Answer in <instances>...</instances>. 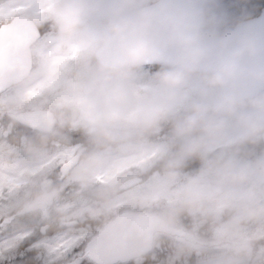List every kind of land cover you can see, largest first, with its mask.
Returning <instances> with one entry per match:
<instances>
[{"label": "clouds", "instance_id": "obj_1", "mask_svg": "<svg viewBox=\"0 0 264 264\" xmlns=\"http://www.w3.org/2000/svg\"><path fill=\"white\" fill-rule=\"evenodd\" d=\"M25 18L33 28L51 29L32 51L67 55L79 47L72 62L77 83L67 94L88 98L85 111L101 137L131 147L171 121L180 151L165 159L166 176L174 180L189 158L202 167L168 220L183 211L216 220L223 209L234 210L221 226L229 246L219 264H244L258 235L234 237L242 225L264 220V154L252 158L251 151L264 144V32L245 22L251 17L233 22L225 13L222 22L202 0H31ZM150 60L161 68L140 92ZM119 128L127 134L118 135ZM100 163L86 157L81 174Z\"/></svg>", "mask_w": 264, "mask_h": 264}, {"label": "rangeland", "instance_id": "obj_2", "mask_svg": "<svg viewBox=\"0 0 264 264\" xmlns=\"http://www.w3.org/2000/svg\"><path fill=\"white\" fill-rule=\"evenodd\" d=\"M30 5L31 0H4L2 7L4 13L7 14L9 11L15 13L24 9L27 10ZM47 39L48 36L45 37L43 41ZM36 53L39 58V67L37 71L34 73L30 81L13 91L11 95L9 94V98L12 96L17 98H27L28 96L43 95V92H49L48 94L52 95L56 99L57 103L67 102L78 107L79 114L75 119V123L85 121L96 126L95 121L90 120L85 111V105L88 102V98L83 94L72 96L67 94V90L77 83L75 77L67 78V75L62 76L70 69V67H72V62L77 60L80 56L79 47L74 46L72 51L67 55L57 53L50 47H40L36 50ZM56 83L58 85L62 84L65 86L60 85V87L56 89ZM148 86L149 81L142 82L139 85V88L143 91H147ZM9 95H7V97ZM62 116H66V114L61 115V117ZM76 149V145H64L53 154L41 155L38 154L35 149L26 144L7 145L5 142L0 140V188H8V199L11 194L14 193L10 197L9 201L7 200V207L3 211L10 215L27 217L33 220H39L42 216L44 220L45 216H43V214L46 208L44 205V199L49 195L48 192L41 191L36 197V194L31 190L30 185L23 190H17L22 188L24 183L26 184L28 175L34 174L46 164L56 163L64 158H68ZM165 149L166 144L164 141L152 143L147 139L141 140L135 146H131L129 155L123 157H119L116 154L109 155L104 163L100 164V166L94 167L86 175L81 174V170L86 167V159L82 160L80 164L68 175V181L83 179L93 181L99 185L112 186L118 176L116 172L120 169L125 167L129 168L131 166L146 168L152 162V159L158 154L161 155ZM126 173H128V171L124 172L122 175ZM28 180L32 183L35 178L33 176H29ZM187 183L188 181L183 182L179 175L174 180H169L166 175H157L154 177V181H148L136 187L134 193L144 192L147 195V198L151 200L158 197H165L170 200L179 199L180 193L184 190ZM83 194H85L83 191L72 193L71 190H66L65 194L58 195L55 198L56 204L54 209L64 212L68 217L79 216L84 214L86 211H91L92 202L89 198L79 201ZM128 194L129 193L122 192L110 201L105 202V205L110 207L118 204L120 201L126 199ZM68 197L69 200H67ZM62 202L63 204H61ZM24 203L27 205L22 208V212L26 211L29 207L31 208L24 213L18 214L20 209L19 207ZM52 204L53 202L49 204V209L52 208ZM34 205V209H40L41 216L39 212L32 209ZM171 224L174 225L171 227H173V230L177 233L190 234V232L183 226L176 223ZM51 230L56 232H65L70 237L85 238L87 236V231L84 229L74 230L52 228ZM177 242H181V239H177Z\"/></svg>", "mask_w": 264, "mask_h": 264}, {"label": "water", "instance_id": "obj_3", "mask_svg": "<svg viewBox=\"0 0 264 264\" xmlns=\"http://www.w3.org/2000/svg\"><path fill=\"white\" fill-rule=\"evenodd\" d=\"M210 1L202 0V3L206 5ZM16 17L18 22L8 33L11 43L4 47L3 38H0V91L29 74L32 67L30 46L39 36L38 29L33 28L25 16ZM245 22L253 30L264 32V9L259 16ZM146 63L156 62L150 60ZM12 116L30 127L42 130H50L54 124L53 113L46 110L24 111ZM78 160L79 157L74 156L61 169L69 171ZM137 181L133 180L130 184ZM156 230L157 225L149 217L122 213L107 223L105 229L91 240L92 259L99 264H112L146 253L152 248Z\"/></svg>", "mask_w": 264, "mask_h": 264}, {"label": "snow or ice", "instance_id": "obj_4", "mask_svg": "<svg viewBox=\"0 0 264 264\" xmlns=\"http://www.w3.org/2000/svg\"><path fill=\"white\" fill-rule=\"evenodd\" d=\"M3 2L0 0V38L7 47L11 43L8 33L18 21L11 11L4 13ZM8 195L7 187L0 188V264H91L92 237H70L45 230L43 221L7 214L3 210Z\"/></svg>", "mask_w": 264, "mask_h": 264}, {"label": "trees", "instance_id": "obj_5", "mask_svg": "<svg viewBox=\"0 0 264 264\" xmlns=\"http://www.w3.org/2000/svg\"><path fill=\"white\" fill-rule=\"evenodd\" d=\"M207 6L214 12V14L217 15L218 19H220L222 22L225 20V13H227L228 17L233 22H238L246 17L257 14L260 11V9L264 6V0H214L213 2L209 3ZM151 67L152 66L144 67L141 70H143L148 74H151V72H153V68ZM160 68L161 67H156L155 73L158 72ZM28 137L30 139H33V137L35 136L32 135L31 132H29ZM172 137H173V129H172L171 121L164 122L159 129V139L161 138L166 139L170 144V149L167 152V157L163 155V157L159 159V165H164L166 158H171L177 155L180 151L179 143H174ZM90 140L91 138L89 139V141ZM32 143H34L33 145L43 150L46 149L45 142L41 144L39 140L37 142L34 141ZM251 151L253 153L252 156L253 158L254 154L256 155L257 153L264 152V144L251 146ZM194 162H197V164L193 165ZM201 167H202V162L197 158H189L188 160L185 161L183 166V168L192 169L195 173ZM52 174L54 175V172H52ZM187 212L188 211H183L181 212V215L183 217H186L188 216ZM191 221H193L191 217L190 219H185V222L187 224H190ZM157 241L159 243L158 246L155 248L153 252L148 254L144 262L140 264H190L191 254L189 251L190 248L189 244H186L185 242L182 244H177L175 242L174 234L170 235L164 232H162L159 235V239ZM128 264H135V263L131 262Z\"/></svg>", "mask_w": 264, "mask_h": 264}, {"label": "flooded vegetation", "instance_id": "obj_6", "mask_svg": "<svg viewBox=\"0 0 264 264\" xmlns=\"http://www.w3.org/2000/svg\"><path fill=\"white\" fill-rule=\"evenodd\" d=\"M242 234H243V232L242 231H239L235 236L236 237H240V236H242ZM256 264H264V263H256Z\"/></svg>", "mask_w": 264, "mask_h": 264}]
</instances>
